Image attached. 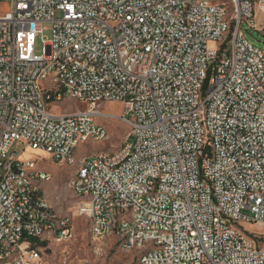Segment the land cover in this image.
<instances>
[{
  "label": "built area",
  "instance_id": "2783aa9c",
  "mask_svg": "<svg viewBox=\"0 0 264 264\" xmlns=\"http://www.w3.org/2000/svg\"><path fill=\"white\" fill-rule=\"evenodd\" d=\"M1 1L0 264H43L44 243L70 238L78 216L138 264H264V231L245 227L264 225V47L242 27L264 35V0ZM52 67L73 83L62 100L86 109L47 108ZM106 101L121 103L124 142L67 182L69 212L47 208L37 177L49 171L25 149L60 164L106 139Z\"/></svg>",
  "mask_w": 264,
  "mask_h": 264
},
{
  "label": "rangeland",
  "instance_id": "374dc122",
  "mask_svg": "<svg viewBox=\"0 0 264 264\" xmlns=\"http://www.w3.org/2000/svg\"><path fill=\"white\" fill-rule=\"evenodd\" d=\"M229 11L232 6L228 3ZM10 12V3L0 2V16ZM246 38L256 47H264V35L242 25ZM50 29L44 35L49 37ZM35 52H42L41 38L37 37ZM47 108L54 113L65 111L73 112L84 110L87 106L73 99L58 100L50 102ZM103 111L111 112V117L96 116L95 121L103 125L107 130V138L102 141H87L81 143L75 149V156L80 158L97 152L112 153L124 142L128 133V126L122 119V106L120 102L106 101L100 104ZM24 158H35L43 169L52 175L50 181L39 184V194L51 207L56 208L59 213L71 210L76 197L67 182L73 173V165L57 164L50 161L48 154L41 149L26 148ZM41 191V193H40ZM250 231H264L262 224H250L245 226ZM43 264H138L137 251L123 250L114 236H108L99 240L92 239L90 235V222L86 216H78L73 219V234L70 238L44 243L42 250Z\"/></svg>",
  "mask_w": 264,
  "mask_h": 264
},
{
  "label": "bare ground",
  "instance_id": "6f19581e",
  "mask_svg": "<svg viewBox=\"0 0 264 264\" xmlns=\"http://www.w3.org/2000/svg\"><path fill=\"white\" fill-rule=\"evenodd\" d=\"M71 57H78V50H71ZM60 76V67H52L50 70L44 71L42 75V83H49V86L51 88H54V102L58 100H62V96L65 93V90H73V83H63L58 84V78ZM76 149V148H75ZM75 149L73 151L72 155H69L67 158V161L64 162L66 165H73L74 170L71 175V180H78L82 178V170L85 169V160L90 159V157L94 156H103L107 155L106 152H97L94 154H90L87 156H82L80 158H77L75 156ZM63 164V163H60ZM24 173H35V166H24ZM52 178L51 173H48V177H37V186H38V193H39V184L41 182L50 181ZM72 192H73V188ZM41 193V191H40ZM40 199L42 202H44V205L47 208H51L44 200L42 196H40ZM38 239L39 240H46V230H38ZM21 256L22 257H29V248H21Z\"/></svg>",
  "mask_w": 264,
  "mask_h": 264
}]
</instances>
